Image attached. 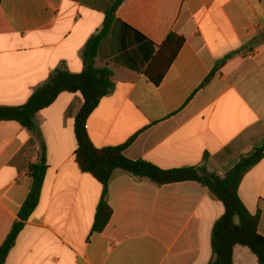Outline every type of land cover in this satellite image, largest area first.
Listing matches in <instances>:
<instances>
[{
  "label": "crops",
  "instance_id": "0c3cea01",
  "mask_svg": "<svg viewBox=\"0 0 264 264\" xmlns=\"http://www.w3.org/2000/svg\"><path fill=\"white\" fill-rule=\"evenodd\" d=\"M117 1L1 0L0 107L24 106L62 66L81 74L86 44ZM116 18L97 59L114 71L115 89L86 123L95 147L127 145L131 160L224 176L264 146V0H124ZM172 33L185 43L156 86L144 69ZM83 103L79 93L61 94L38 113L33 132L0 122V247L30 194L29 167L42 143L48 163L39 205L6 264H210L225 208L198 182L158 185L117 170L107 197L112 218L93 232L103 186L76 160ZM239 197L264 237V158ZM233 262L259 264L240 245Z\"/></svg>",
  "mask_w": 264,
  "mask_h": 264
},
{
  "label": "trees",
  "instance_id": "16d2710c",
  "mask_svg": "<svg viewBox=\"0 0 264 264\" xmlns=\"http://www.w3.org/2000/svg\"><path fill=\"white\" fill-rule=\"evenodd\" d=\"M123 1L118 0L107 10L102 29L86 44L83 51L84 70L81 74H72L65 66L56 69L48 81L35 90L24 106L0 107V122L16 121L33 132L37 128L38 113L52 106L63 93H79L84 103L76 117V160L83 172L94 176L103 186L93 232L104 231L112 218L113 211L107 197L115 171L121 170L158 185L194 181L207 187L225 208L224 215L215 223L212 231L213 259L210 264H234V248L238 245L249 248L259 264H264V237L259 233V218L248 211L239 197V188L244 177L264 158V146L249 157H241L230 172L220 176L205 166L163 170L150 162L125 157L124 150L127 145L99 149L91 142L86 127L87 120L101 100L115 89L114 71L108 65L98 67L97 59L102 44L112 33L116 22H119L116 11ZM124 26L139 40L145 39L140 33ZM184 43L183 37L172 33L157 54L149 59L144 75L154 85L159 86L162 83ZM221 65L212 70L202 88L209 84ZM47 170L46 146L42 143L39 162L29 167L33 180L30 194L0 247V264H6L20 233L39 205Z\"/></svg>",
  "mask_w": 264,
  "mask_h": 264
},
{
  "label": "built area",
  "instance_id": "2783aa9c",
  "mask_svg": "<svg viewBox=\"0 0 264 264\" xmlns=\"http://www.w3.org/2000/svg\"><path fill=\"white\" fill-rule=\"evenodd\" d=\"M253 56L251 55L250 58H252Z\"/></svg>",
  "mask_w": 264,
  "mask_h": 264
}]
</instances>
